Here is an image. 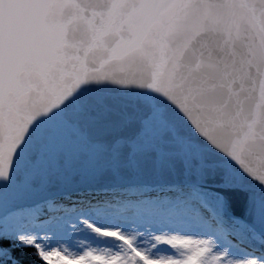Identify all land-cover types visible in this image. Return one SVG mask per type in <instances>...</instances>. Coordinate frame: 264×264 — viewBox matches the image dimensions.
Segmentation results:
<instances>
[{
	"label": "snow or ice",
	"instance_id": "6c2138e0",
	"mask_svg": "<svg viewBox=\"0 0 264 264\" xmlns=\"http://www.w3.org/2000/svg\"><path fill=\"white\" fill-rule=\"evenodd\" d=\"M0 264H264V0H0Z\"/></svg>",
	"mask_w": 264,
	"mask_h": 264
}]
</instances>
